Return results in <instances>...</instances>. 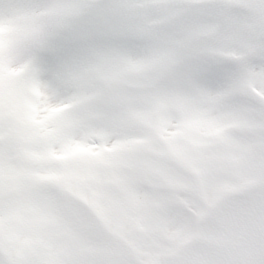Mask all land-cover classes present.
<instances>
[{"label": "snow or ice", "instance_id": "6c2138e0", "mask_svg": "<svg viewBox=\"0 0 264 264\" xmlns=\"http://www.w3.org/2000/svg\"><path fill=\"white\" fill-rule=\"evenodd\" d=\"M0 264H264V0H0Z\"/></svg>", "mask_w": 264, "mask_h": 264}]
</instances>
